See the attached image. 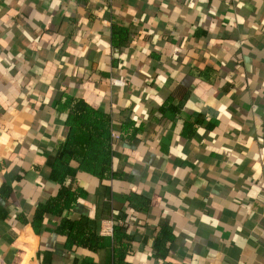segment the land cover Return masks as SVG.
<instances>
[{
  "label": "crops",
  "instance_id": "1",
  "mask_svg": "<svg viewBox=\"0 0 264 264\" xmlns=\"http://www.w3.org/2000/svg\"><path fill=\"white\" fill-rule=\"evenodd\" d=\"M66 96L109 116L110 176L71 161L40 213ZM0 264H264V0H0Z\"/></svg>",
  "mask_w": 264,
  "mask_h": 264
},
{
  "label": "trees",
  "instance_id": "2",
  "mask_svg": "<svg viewBox=\"0 0 264 264\" xmlns=\"http://www.w3.org/2000/svg\"><path fill=\"white\" fill-rule=\"evenodd\" d=\"M115 30V29H114ZM119 33L124 34V28H117ZM121 36V35H120ZM124 41L123 36L119 42ZM114 37L112 38V43ZM61 111H68L65 125L68 128L65 142L58 151L55 163L52 168V178L60 183L57 195L41 205L40 213L61 214L64 210H70L81 196V191L70 190L65 186L64 181L72 176V169L69 166L71 161L77 162V168L87 174L106 179L110 176V118L107 114L98 112L80 99L66 96L59 105ZM129 126L123 125L122 129L127 131ZM122 130V131H123ZM87 219L82 217L70 223L68 240L76 242L83 248L95 251L104 246V238L95 232L85 233L90 230L85 227ZM117 228H114V239L120 243V249L126 248L123 235H117ZM116 234V236H115ZM72 240V241H71ZM122 244V245H121ZM119 252V250H116Z\"/></svg>",
  "mask_w": 264,
  "mask_h": 264
},
{
  "label": "built area",
  "instance_id": "3",
  "mask_svg": "<svg viewBox=\"0 0 264 264\" xmlns=\"http://www.w3.org/2000/svg\"><path fill=\"white\" fill-rule=\"evenodd\" d=\"M113 138H117V137H113ZM100 233L102 236H110L112 233V227L110 226V224L102 227Z\"/></svg>",
  "mask_w": 264,
  "mask_h": 264
}]
</instances>
